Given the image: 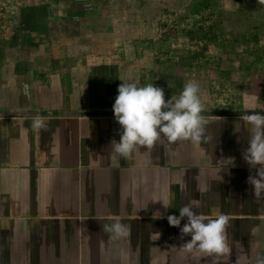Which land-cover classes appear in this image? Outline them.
<instances>
[{
  "label": "crops",
  "instance_id": "0c3cea01",
  "mask_svg": "<svg viewBox=\"0 0 264 264\" xmlns=\"http://www.w3.org/2000/svg\"><path fill=\"white\" fill-rule=\"evenodd\" d=\"M87 40L54 43L56 51L37 45L24 59L18 54L25 44H15L2 55L0 264L264 260V202L253 196L248 178L256 170L243 158L250 132L242 116L252 113L205 115L208 144L168 145L162 138L132 160L116 158L110 142L120 139L113 112L118 87L139 78H122ZM38 116L48 123L37 134ZM190 202L198 213L230 217V254L181 250L190 237L181 240L167 216ZM116 220L129 226L128 237L110 239L102 230Z\"/></svg>",
  "mask_w": 264,
  "mask_h": 264
},
{
  "label": "rangeland",
  "instance_id": "374dc122",
  "mask_svg": "<svg viewBox=\"0 0 264 264\" xmlns=\"http://www.w3.org/2000/svg\"><path fill=\"white\" fill-rule=\"evenodd\" d=\"M82 38L122 78L163 87L166 99L197 82L204 115L264 114L257 0H0V61L15 44L24 59L37 45L56 51Z\"/></svg>",
  "mask_w": 264,
  "mask_h": 264
},
{
  "label": "clouds",
  "instance_id": "9594fccd",
  "mask_svg": "<svg viewBox=\"0 0 264 264\" xmlns=\"http://www.w3.org/2000/svg\"><path fill=\"white\" fill-rule=\"evenodd\" d=\"M264 5V0H257ZM173 85L169 82L168 87ZM197 82H186L178 96L165 98L163 87L148 83L140 86L139 82L124 81L118 87L113 112L120 125L119 140L112 139L113 155L116 158L132 160L140 147L153 149L162 138L168 145L178 141H190L193 144H208L213 139L208 134L210 118L204 115L205 104L200 95ZM250 135L248 147L243 158L255 175H250L248 183L252 186L257 202H264V114L253 112L242 116ZM48 121L36 117L32 121L33 131L37 134ZM168 208V204H163ZM155 219V217H153ZM169 225L180 229V239H190L180 244L182 251L203 252L209 255L223 256L231 252L227 237L230 217L223 213L205 215L194 210L193 203L179 208V215H168ZM186 222L181 227V221ZM102 230L110 239L125 238L130 235L128 225L120 220L105 223ZM257 264H264L258 260Z\"/></svg>",
  "mask_w": 264,
  "mask_h": 264
}]
</instances>
